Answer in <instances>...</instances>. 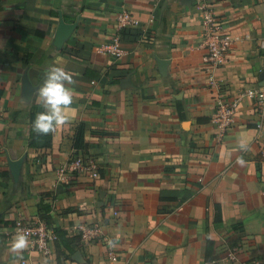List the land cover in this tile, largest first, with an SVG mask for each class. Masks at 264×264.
Wrapping results in <instances>:
<instances>
[{
    "label": "crops",
    "instance_id": "obj_1",
    "mask_svg": "<svg viewBox=\"0 0 264 264\" xmlns=\"http://www.w3.org/2000/svg\"><path fill=\"white\" fill-rule=\"evenodd\" d=\"M201 1L234 39L214 75L231 95L263 85L264 0H0V264L264 263V130L246 98L229 132L215 134ZM125 9L140 19L120 31L126 53H99ZM53 66L72 78L71 115L39 134L38 89ZM80 124L100 177L61 183L56 168L81 150ZM37 218L70 239L47 251L28 239L14 253L16 221ZM80 223H99L117 257L102 240L83 242Z\"/></svg>",
    "mask_w": 264,
    "mask_h": 264
},
{
    "label": "built area",
    "instance_id": "obj_2",
    "mask_svg": "<svg viewBox=\"0 0 264 264\" xmlns=\"http://www.w3.org/2000/svg\"><path fill=\"white\" fill-rule=\"evenodd\" d=\"M199 10L202 15L201 41L198 48L203 51L202 62L208 72V85L214 99V109L210 123L215 128L216 136L221 139L236 123V116L241 103L250 98L255 106L256 126L264 130V84L243 89L235 95L227 92L226 82L214 75V70L221 67L228 59L234 39L225 29L224 19L217 13L214 6L207 2L199 3ZM140 19L125 9L116 17V32L112 39L98 46V52L111 57L120 58L126 50L120 31L126 28L137 27ZM258 47L264 53V37L259 39ZM100 163L91 154L84 150H75L72 157L63 165L56 168L58 180L61 183H68L75 175H86L92 179L100 177ZM15 232H23L32 242V248L47 251L51 242L59 240L55 228L42 219H18L14 226ZM77 231L85 243L95 240H102L107 245V254L110 258H116L117 253L111 241V237L104 233L99 223H80ZM235 259L234 253L229 254ZM209 264H215L211 262Z\"/></svg>",
    "mask_w": 264,
    "mask_h": 264
},
{
    "label": "clouds",
    "instance_id": "obj_3",
    "mask_svg": "<svg viewBox=\"0 0 264 264\" xmlns=\"http://www.w3.org/2000/svg\"><path fill=\"white\" fill-rule=\"evenodd\" d=\"M72 80L63 67L53 66L47 72L43 84L38 89L39 98L44 108L33 121V130L39 134H47L70 119L69 106L73 102L71 89L66 82ZM244 147V144H241ZM242 163V161H241ZM27 236L17 233L12 241L11 250L19 253L28 246Z\"/></svg>",
    "mask_w": 264,
    "mask_h": 264
},
{
    "label": "trees",
    "instance_id": "obj_4",
    "mask_svg": "<svg viewBox=\"0 0 264 264\" xmlns=\"http://www.w3.org/2000/svg\"><path fill=\"white\" fill-rule=\"evenodd\" d=\"M1 95H2V91L0 90V98H1ZM32 137L33 138L37 137V135L36 134L35 136L34 134L31 135V143H33ZM75 145L77 146V148H81V149H83L84 147V126L83 124H80L78 128ZM100 172H101V169H100ZM215 208H216L215 221L222 222L223 219H222L221 205L219 203H216ZM54 228H55L56 233L59 235V240H61L63 243L67 242L70 239L69 237H67V234L65 231L57 227H54ZM210 251H211V242L209 241L207 245V255H206L207 259L210 258ZM248 264H254V263L250 262ZM261 264H264V263H261Z\"/></svg>",
    "mask_w": 264,
    "mask_h": 264
},
{
    "label": "water",
    "instance_id": "obj_5",
    "mask_svg": "<svg viewBox=\"0 0 264 264\" xmlns=\"http://www.w3.org/2000/svg\"><path fill=\"white\" fill-rule=\"evenodd\" d=\"M262 78H264V72L262 73L261 75ZM18 163V162H17ZM74 257L77 261H82V254H81V251H77L75 254H74Z\"/></svg>",
    "mask_w": 264,
    "mask_h": 264
}]
</instances>
